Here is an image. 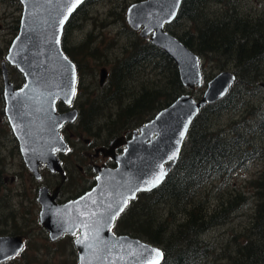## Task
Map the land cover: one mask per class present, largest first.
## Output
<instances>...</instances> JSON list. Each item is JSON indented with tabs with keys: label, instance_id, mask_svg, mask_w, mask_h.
Segmentation results:
<instances>
[{
	"label": "water",
	"instance_id": "1",
	"mask_svg": "<svg viewBox=\"0 0 264 264\" xmlns=\"http://www.w3.org/2000/svg\"><path fill=\"white\" fill-rule=\"evenodd\" d=\"M18 1L22 7L18 34L6 61L22 75L24 84L15 89L6 63H2L4 114L26 168L37 177L39 162L47 163L51 172L60 171L55 156L56 151L65 150L60 129L77 118L75 110L59 114L56 105L62 102L70 107L72 92H76L77 69L62 50L61 41L67 23L86 0H80L75 8V0ZM182 2L145 0L132 4L126 11V23L173 61L181 86L193 92L203 84L200 59L166 30L177 19ZM106 74L104 68L100 70L101 85ZM235 82L231 71H222L208 81L201 98L194 99L189 93L176 98L134 132L124 154L114 158L117 167L99 171L96 186L78 201L62 207L52 205L50 199V205L40 191V224L50 240L80 231L74 241L78 264H161L164 254L160 248L127 235L115 236L111 228L137 194L163 184L200 111L224 99ZM260 86L264 88V84ZM69 97L71 103L67 102ZM161 172L162 179L153 185ZM125 199L123 211L111 219ZM22 249L20 238H0V262L16 257ZM157 252L162 255L157 256Z\"/></svg>",
	"mask_w": 264,
	"mask_h": 264
},
{
	"label": "trees",
	"instance_id": "2",
	"mask_svg": "<svg viewBox=\"0 0 264 264\" xmlns=\"http://www.w3.org/2000/svg\"><path fill=\"white\" fill-rule=\"evenodd\" d=\"M92 1L87 0V4ZM206 3L219 4L224 8L207 18L203 15ZM236 3V0H183L177 19H186L193 23V27L180 38L171 34L200 59L215 63L219 70L224 71L228 65H234L232 71L236 82L225 99L208 105L196 117L180 158L164 183L152 192L140 194L116 223L129 236L160 248L164 254L161 264H208L216 257L222 264L264 263V173L262 178L252 183V197L256 205L249 226L230 234L219 256L216 255L217 249L203 237L211 230L226 225L243 206L222 202L210 212L206 205L209 196L202 197L198 193L207 184L228 178L251 158L264 155L257 149L253 137L256 129L264 130V111H258L254 118L244 120L239 124L240 128L235 126L231 136H228L230 138L212 132L209 126L211 116L229 108L236 111L235 101L240 94V85L248 90L259 88L258 72L251 70L264 62V17L254 19ZM71 19L63 34L70 26L73 27ZM62 48L73 61L65 45ZM151 66L163 72L160 83L142 86L137 94L128 97L124 105L127 96L123 82L126 78L133 80L140 71ZM76 67L80 72L78 64ZM207 79L203 76L204 83ZM107 81L106 102L119 104L114 118H110V136L122 131L130 132L146 123L155 116V111L169 106L184 93L173 61L141 38L129 54L111 69ZM100 115L101 112L98 113ZM93 117L92 114L85 120L81 113V122L87 125V131L94 126ZM239 198L241 201L240 195ZM163 208L168 209L165 219L160 216Z\"/></svg>",
	"mask_w": 264,
	"mask_h": 264
},
{
	"label": "rangeland",
	"instance_id": "3",
	"mask_svg": "<svg viewBox=\"0 0 264 264\" xmlns=\"http://www.w3.org/2000/svg\"><path fill=\"white\" fill-rule=\"evenodd\" d=\"M17 1L0 0V143L7 144L8 151H3V154L14 153L12 157L7 158L5 161L1 158L3 166L8 164V168L7 171L3 172V179L1 178L0 205H23V208L26 209L28 205H33L32 203L37 208L35 198L33 199V196L27 193L29 190L27 192L24 191L26 186L31 185L32 179L25 169L19 154L15 151L11 152V149H16V144L13 142L11 131L3 115L5 105L1 98L3 87L2 63H6L8 67L10 82L15 87L23 85L21 74L14 67L9 66L6 61L10 45L18 34L22 7L19 2L17 4ZM141 1L145 0H93L88 4L86 1L79 8L80 13H76V16L71 19L73 27L71 28L70 26L67 32L63 34L62 47L65 45L74 63L78 64L80 68L73 107L83 113V119L85 118V120L87 116L89 119L92 114L94 115L95 118L93 117V119L95 122L92 129L101 137L102 141L110 138L108 134L111 126L110 118H114L119 104L117 102L111 104L106 102L108 99L107 86L109 81H106L103 87L99 86V70L104 68L110 73L111 69L129 54L132 46L140 38L138 32L129 29L126 23V11L130 5ZM236 1L239 8L243 12H248L252 18L264 17V0ZM223 8L219 4L206 3L203 15L211 18L214 14L221 12ZM192 27L193 23H190V21L176 19L175 22L167 26V31L180 38L185 32H189ZM201 62L203 74L208 79L222 72L215 63L208 62L202 58ZM233 69L234 65H228L223 70L232 71ZM252 71L258 72L256 74L259 79L257 82L259 88L248 90L243 85H240L238 91L240 94L235 101L236 111H232L229 108L219 115L211 116L209 126L212 132L220 133L221 136L230 138L228 136H231L235 126L240 128L238 126L244 120L254 118L255 113L258 111H264V88L260 86V83L264 84V62L259 64L257 68L252 69ZM162 73L160 69L155 70L151 66L142 72L140 71L133 77V80L126 78L123 83L125 84L127 99L123 101V104L125 105L129 99L128 97L137 94L144 85L149 86L157 82L160 83ZM204 88L203 86L201 89H196L191 93V96L195 99L201 98ZM99 112H101L100 116H98ZM155 112L157 113L158 111ZM79 123L82 124L81 120ZM253 137L256 141L257 149L261 150L263 154L264 130L256 129ZM7 139L12 141V143H8ZM81 149L83 151L82 147ZM72 153H74V150H69V154L71 155ZM70 155H68V158H70ZM84 163L85 161L82 164L84 165ZM263 173L264 155L258 158H251L243 168L234 171L228 178L213 184H207L198 191L202 197L209 196L206 205L210 212L215 211L217 205L222 202L243 206L242 210L237 212L226 225L215 228L204 235L203 239L209 241L217 249V256L221 253V249L225 247L230 234L238 233L249 226L251 215H253L256 205V200L252 197L254 192L252 183L262 178L261 175ZM239 195L242 197L241 201H239ZM29 199H32V203ZM20 208H18V212L21 211ZM167 211V208L161 209L160 216L162 219H165ZM20 222L19 231L22 232L23 225ZM29 227L36 231L27 235L21 255L7 264H78L77 256L71 253L68 245L62 243V241L55 244H51L48 241L45 231L39 224L38 217ZM112 231L113 233L127 234L126 231L119 229L117 226ZM208 264L222 263L219 257H216L214 260H209Z\"/></svg>",
	"mask_w": 264,
	"mask_h": 264
},
{
	"label": "flooded vegetation",
	"instance_id": "4",
	"mask_svg": "<svg viewBox=\"0 0 264 264\" xmlns=\"http://www.w3.org/2000/svg\"><path fill=\"white\" fill-rule=\"evenodd\" d=\"M106 72V78L102 85L100 84L99 80L100 87H103L107 81L108 71L106 70ZM21 87L14 86L15 89H19ZM1 96L2 100L4 101L2 91ZM73 103L74 99L70 107H64V104L62 102H58L56 105V109L59 114L72 110H75L77 112V118L75 122L64 124L60 129V135L63 138L65 150H62V152H55V156L57 157L60 165V171L57 172H51V170L47 166V163L39 162V164L36 166V171L38 173L37 177L33 173H31L24 164L20 153L19 143L14 137L7 122L12 134L13 142H15L16 144V149H11V152L15 151L19 154L25 169L32 179L31 185H29L28 187L26 186V190L24 191L27 192L29 190V192L27 193H30L33 196V199L35 198V201L37 203L36 208L35 204L32 203V199H29L33 205H28L26 209L23 208V205H0V238H20L23 243L22 252L25 247L27 235L36 231L33 228L29 227L30 224L34 223L36 217H38V221L40 224L39 217L42 210L41 204L38 201L40 191L42 192L41 194L45 195L44 198H46L49 204L50 199H52V205L62 207L83 198V196L88 194L96 186L99 171H103L104 169L112 170L117 167V163L114 158H118L124 154L126 150V144L132 140L134 132L138 131L139 129L138 126L132 129L130 132L122 131L116 135H111L109 136V139H103L102 141L101 137L97 133H95V130L93 131V129H89L87 131L86 125L79 123L81 120V111L74 109ZM3 115L5 116L4 111ZM8 143H12V141L8 140ZM81 147L83 148V151ZM69 150H74V153L70 155ZM3 151H8L7 144L0 143V184H2L3 172L7 171L8 168V164H4L3 166L2 159L5 161L7 158L14 155V153L3 154ZM68 155H70V158H68ZM83 161H85L84 165L82 164ZM140 194L142 193L137 194L136 199ZM18 208H20L21 211L18 212ZM19 221H21L20 223L21 225H23L22 232L19 231ZM42 229L45 231L48 241L51 244L62 241V243L69 246L73 255H78V252L74 245V241L80 235V231L75 232L74 235L69 233H62V236L58 237L54 241H51L48 232L43 227ZM114 234L125 235L121 233ZM22 252H20L16 257H12L3 262H0V264H7L11 261L16 260Z\"/></svg>",
	"mask_w": 264,
	"mask_h": 264
},
{
	"label": "snow or ice",
	"instance_id": "5",
	"mask_svg": "<svg viewBox=\"0 0 264 264\" xmlns=\"http://www.w3.org/2000/svg\"><path fill=\"white\" fill-rule=\"evenodd\" d=\"M79 2H80V0H75V3H73L72 8H75L76 4H78ZM69 14H70V13H69ZM64 19H67V15L64 17ZM65 59H66V58H65ZM74 94H75V93H74V90H73L72 95H74ZM67 102L71 103V98H70V97L68 98V101H67ZM162 177H163V173L161 172L160 175H158L157 177H155V179L153 180L152 184H153V185H154V184H158V183L160 182V180L162 179ZM126 204H127V199H125V200L122 202L121 206L118 207V208L114 211V213H113L111 219L114 220L115 217H116L117 215H119L120 212L123 211V207H124ZM156 255H157V256H160V255H162V254L159 253V252H157Z\"/></svg>",
	"mask_w": 264,
	"mask_h": 264
},
{
	"label": "bare ground",
	"instance_id": "6",
	"mask_svg": "<svg viewBox=\"0 0 264 264\" xmlns=\"http://www.w3.org/2000/svg\"><path fill=\"white\" fill-rule=\"evenodd\" d=\"M231 64V63H230ZM230 97V96H229ZM263 120V119H262Z\"/></svg>",
	"mask_w": 264,
	"mask_h": 264
}]
</instances>
